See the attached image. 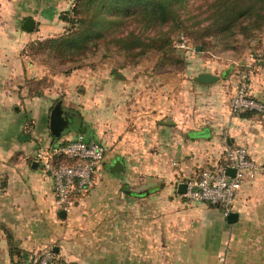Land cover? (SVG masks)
Wrapping results in <instances>:
<instances>
[{"label": "crops", "instance_id": "obj_1", "mask_svg": "<svg viewBox=\"0 0 264 264\" xmlns=\"http://www.w3.org/2000/svg\"><path fill=\"white\" fill-rule=\"evenodd\" d=\"M73 3L0 0V264H30L46 247L70 264H264V120L230 108L242 70L250 93L264 99V55L222 73L218 59H203L195 75L175 83L151 71L146 78L140 65L106 62L65 73L35 58L30 44L63 32L60 13ZM201 71L219 77L200 82ZM58 97L67 119L59 139L50 126ZM80 132L102 140L107 153L62 217L54 181L35 152ZM240 142L258 172L243 181L230 220L178 187L223 164L226 147ZM156 185L142 195L125 190Z\"/></svg>", "mask_w": 264, "mask_h": 264}, {"label": "trees", "instance_id": "obj_2", "mask_svg": "<svg viewBox=\"0 0 264 264\" xmlns=\"http://www.w3.org/2000/svg\"><path fill=\"white\" fill-rule=\"evenodd\" d=\"M188 1L74 0L71 8L60 13L68 25L64 31L34 40L30 53L65 73L83 66L95 67L109 58L118 67L136 64L151 48L165 60H178L174 38L183 30L175 37L172 32L179 27L188 30L181 17ZM203 4L209 21L188 30L201 50L213 43H234L239 34L256 36L264 28V0H204ZM152 29L156 30L153 35L143 34ZM59 100L61 97L54 104Z\"/></svg>", "mask_w": 264, "mask_h": 264}, {"label": "built area", "instance_id": "obj_3", "mask_svg": "<svg viewBox=\"0 0 264 264\" xmlns=\"http://www.w3.org/2000/svg\"><path fill=\"white\" fill-rule=\"evenodd\" d=\"M189 44L190 39L185 34L174 41V46L179 48H188ZM259 51L260 55L264 54V42ZM230 108L236 113L256 111L264 120V99L250 93L247 71L241 72L237 89L231 97ZM106 153L107 146L102 140L87 137L82 132L51 146L37 147L36 159L53 179L56 201L61 209L70 211L76 198L90 188ZM224 157L223 164L206 167L197 178L188 179L184 195L191 200H205L215 204L224 215H229L235 210L236 195L243 181L256 176L258 165L250 156L247 143L243 142L227 146ZM231 166L236 168L234 175L226 172ZM30 264H70V261L56 253L53 247H46L33 254Z\"/></svg>", "mask_w": 264, "mask_h": 264}, {"label": "rangeland", "instance_id": "obj_4", "mask_svg": "<svg viewBox=\"0 0 264 264\" xmlns=\"http://www.w3.org/2000/svg\"><path fill=\"white\" fill-rule=\"evenodd\" d=\"M204 0H189L187 3L186 10H182L181 17L185 18L184 24L187 26L188 30L197 29L209 21L206 16L208 11L205 10L206 4H203ZM134 24V23H133ZM68 26L67 23L65 27ZM167 28L165 25L164 29ZM182 31L181 34H185L190 39V46L188 48H179L176 47L175 54L179 57L178 60L169 61L160 57V53L155 49L151 48L147 54L143 55L140 61L136 64H128L126 66H136L140 65L142 67V74L148 78L150 77V72L152 74H157V77H167L166 80H172L173 83L179 80L182 74L195 75V72L202 68V60L208 58H215L219 61V71L222 73L223 68L227 66L237 65L244 69L247 67L245 61L252 58V56L257 58V54H260V47L264 42V28L256 34V36H251L248 38L243 37L241 34L238 35V38L234 43H213L214 46H210L207 49L201 50L197 48V40L183 27L176 28L173 30V37L177 35L179 31ZM156 30H145L144 35H153ZM174 38V41L179 38ZM212 43V42H211ZM253 53V54H252ZM252 54V55H251ZM264 55V54H263ZM264 58V57H263ZM239 62V64L234 63ZM115 63L114 59H105L104 61L97 64L100 66L104 63ZM244 63V64H242ZM95 66L94 68H96ZM125 66V67H126ZM236 66V67H237ZM124 67V66H123ZM243 72V70L241 71ZM191 78V77H190ZM193 78V77H192ZM261 118V117H260ZM67 129V128H65Z\"/></svg>", "mask_w": 264, "mask_h": 264}, {"label": "water", "instance_id": "obj_5", "mask_svg": "<svg viewBox=\"0 0 264 264\" xmlns=\"http://www.w3.org/2000/svg\"><path fill=\"white\" fill-rule=\"evenodd\" d=\"M34 24H35V20L33 17L29 16L26 21H25V27L29 30L34 28ZM198 49H201L200 45H197ZM218 75L214 74L210 71H201L199 72L196 76L195 79L200 81V82H213L214 80L218 79ZM63 107H62V102L61 101H57L56 104L53 106L52 110H51V116H50V126H51V131L54 135L56 136H61L64 128L67 125V119L65 118L64 114H63ZM112 170L114 171H121L123 170V163L120 159H116L113 163V165L111 166ZM236 171L235 167H228L226 172L230 175H234ZM159 187V185L156 186H149L148 188H141V187H129L126 188L125 190L131 194H136V195H142L150 190H152L153 188H157ZM178 190L180 192H186L187 190V182H181L179 184ZM60 215L62 217L66 216V210L62 209L60 211ZM238 213L235 211H232L228 218L230 220H234L236 219ZM72 264H76L75 262H73Z\"/></svg>", "mask_w": 264, "mask_h": 264}]
</instances>
